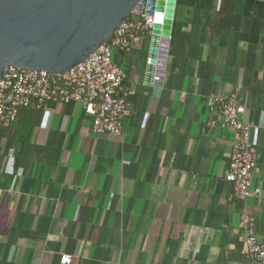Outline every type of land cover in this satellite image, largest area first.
I'll return each mask as SVG.
<instances>
[{"label": "crops", "instance_id": "obj_1", "mask_svg": "<svg viewBox=\"0 0 264 264\" xmlns=\"http://www.w3.org/2000/svg\"><path fill=\"white\" fill-rule=\"evenodd\" d=\"M151 40L114 53L134 93L121 136L57 102L0 125V264H247L264 240V3L177 0L159 84ZM234 90L258 153L246 201L226 181L235 131L207 107Z\"/></svg>", "mask_w": 264, "mask_h": 264}, {"label": "built area", "instance_id": "obj_2", "mask_svg": "<svg viewBox=\"0 0 264 264\" xmlns=\"http://www.w3.org/2000/svg\"><path fill=\"white\" fill-rule=\"evenodd\" d=\"M255 1L264 3V0ZM154 24L153 16L135 15L123 22L111 39L87 59L63 72L29 71L10 65L0 79V125L11 127L23 110L57 102L81 107L91 121L93 134L121 136L134 93L126 85L127 71L115 63L114 53H128L132 47L130 40L152 34ZM207 107L235 131L237 141L226 181L232 187L229 199L246 201L252 193L258 153L253 125L244 120L246 107L240 92L210 96ZM216 125V120L208 122L210 130ZM244 258L247 264H264V240H259L254 232L246 239ZM73 262L72 256L61 255L60 264Z\"/></svg>", "mask_w": 264, "mask_h": 264}, {"label": "water", "instance_id": "obj_3", "mask_svg": "<svg viewBox=\"0 0 264 264\" xmlns=\"http://www.w3.org/2000/svg\"><path fill=\"white\" fill-rule=\"evenodd\" d=\"M177 0H0V79L10 65L63 72L87 59L135 15L155 18L149 67L165 75Z\"/></svg>", "mask_w": 264, "mask_h": 264}]
</instances>
